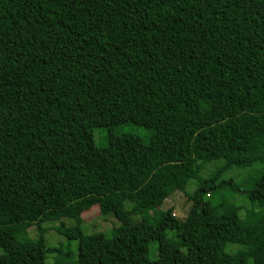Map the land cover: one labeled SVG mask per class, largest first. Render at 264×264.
<instances>
[{
  "label": "trees",
  "instance_id": "16d2710c",
  "mask_svg": "<svg viewBox=\"0 0 264 264\" xmlns=\"http://www.w3.org/2000/svg\"><path fill=\"white\" fill-rule=\"evenodd\" d=\"M129 123L148 141L111 133ZM94 128L109 130L104 146ZM255 163L244 184L222 178ZM190 180L179 220L160 206ZM6 186L0 264H45L57 249L25 230L62 217L75 220L56 227L77 240L73 264H264V0H0ZM235 193L250 201L243 215ZM93 205L119 221L112 236L83 234Z\"/></svg>",
  "mask_w": 264,
  "mask_h": 264
},
{
  "label": "rangeland",
  "instance_id": "374dc122",
  "mask_svg": "<svg viewBox=\"0 0 264 264\" xmlns=\"http://www.w3.org/2000/svg\"><path fill=\"white\" fill-rule=\"evenodd\" d=\"M116 117L118 119H132L139 122L140 113L137 110L130 109L127 107H118L116 110ZM111 133L116 135L121 134H131L139 136L142 140L148 141L152 131L145 129L140 126L133 124H125L112 129ZM94 142L96 146H104L106 144V139L109 134V130L105 128H94ZM223 164L222 159L211 160L205 162L200 171L201 177L209 176L212 171ZM14 169L17 168L18 164L14 163ZM10 169H12L10 167ZM262 169L260 163H255L251 166H231L223 174V179L232 178L236 183H243L250 178L255 177L259 174V171ZM195 180H190L185 188V192L174 191L172 192L162 203L160 208L165 210L171 208L174 216L183 220L188 213L190 208V201L186 197V193H191L195 188ZM9 186V185H8ZM1 198L9 202L11 197V188L5 187L3 192H0ZM234 200L236 204L241 205L240 214L243 215L245 207H250V201L246 198L244 193H235ZM4 201V204H5ZM8 204V203H7ZM125 209H130L131 204L125 203ZM25 216V215H24ZM3 217L2 210H0V218ZM131 219L133 222L141 220V217L136 214H132ZM80 228L83 234H92L95 232H102L106 236L110 237L113 234V229L119 226V221L116 219L112 212L107 213L106 215H101L99 212L98 205H93L89 209L83 211L80 215ZM23 218L18 219L21 221ZM1 221V220H0ZM12 220H8L10 222ZM5 223V222H1ZM64 225V227H71L75 225V220L70 217H62L59 220L54 221H45L40 225V229H37L36 226H30L26 228L24 236L27 239L38 238L41 233L44 238L45 244L47 247H55L57 250L49 251L46 253L45 264H73L77 259V240H68L64 235L57 232L56 227L59 225ZM18 236V235H17ZM20 239L21 237L18 236ZM25 239V238H22ZM231 246L234 248H239L238 245L232 244L228 245L227 248ZM3 252V249L0 247V254ZM157 243L155 241L150 242L149 247V258H157Z\"/></svg>",
  "mask_w": 264,
  "mask_h": 264
}]
</instances>
